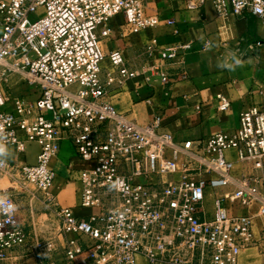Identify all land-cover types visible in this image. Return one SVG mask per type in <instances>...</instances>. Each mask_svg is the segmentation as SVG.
<instances>
[{
    "label": "built area",
    "instance_id": "2783aa9c",
    "mask_svg": "<svg viewBox=\"0 0 264 264\" xmlns=\"http://www.w3.org/2000/svg\"><path fill=\"white\" fill-rule=\"evenodd\" d=\"M210 1L220 15L244 18L251 12L264 22V0ZM120 14L135 34L162 23L146 0H0V137L18 151L27 141L39 144L37 162L20 168L44 194L46 215L54 217L36 221L31 203L30 232L17 194H0L15 208L12 214L0 211V264L29 258L60 264L58 255L64 264H242L244 251L264 244V229L260 238L256 232L257 217H264V109L248 106L237 128L199 140H178L159 115L147 123L130 119L109 97L110 85L122 87L139 75L123 50L110 52L114 71L102 78L101 36ZM262 46L264 39L244 54L253 56ZM160 48L152 37L146 46L151 61ZM191 48L176 42L158 58L173 59ZM13 76L34 87L38 98L7 92ZM162 80L168 84L169 75L162 73ZM218 97L219 109L227 110L230 100ZM9 102L14 110L5 108ZM66 138L88 163L79 178V205L91 210L88 217L61 206L51 191L56 172L50 164ZM9 166L0 164V175Z\"/></svg>",
    "mask_w": 264,
    "mask_h": 264
},
{
    "label": "crops",
    "instance_id": "0c3cea01",
    "mask_svg": "<svg viewBox=\"0 0 264 264\" xmlns=\"http://www.w3.org/2000/svg\"><path fill=\"white\" fill-rule=\"evenodd\" d=\"M146 1L148 11L162 20L158 27L132 33L120 14L111 20L109 34L101 36L106 55L102 61L104 80H107L109 71H114L109 57L114 49L123 50L131 67L139 72L137 77L128 79L122 87L117 84L109 86L110 100L120 112L139 123L150 122L159 115L162 125L173 132L178 140H199L237 128L240 114L248 106L257 105L264 109V94L260 92L264 87V46L253 56L244 54L249 44L264 39V22L251 12H246L244 18L232 13L220 15L210 0L194 7L189 6V0ZM167 20L174 23L167 24ZM104 29L102 26L100 32ZM152 37H156L161 46L153 61L146 53V46ZM176 42L192 43V48L173 59L158 58L165 47ZM233 53L239 56L242 67L234 72L217 67L218 60ZM162 73L169 75L168 84L163 82ZM14 80L16 85L23 84L18 78ZM23 85L25 90L33 93L29 99L38 98L34 87L26 83ZM13 86L10 83V87ZM11 93L21 95L15 91ZM219 94L230 100L227 110L219 109ZM5 108L14 110L13 102H9ZM19 134L26 139L23 132ZM9 148L13 157L8 162L14 166L20 168L37 162L40 152L37 142L27 141L24 151H18L15 146ZM86 166L88 163L79 159L71 140L67 138L61 141L60 152L50 164L56 172L51 188L53 196L61 206L72 207L80 217L91 214L90 209L79 205L82 190L80 169ZM242 168L243 164L237 163V169ZM27 201L30 205L33 199L27 198ZM212 201L213 197L209 194L207 207L211 213ZM256 209L253 208V213ZM19 214L28 230L33 232L32 216L26 213L23 218L21 211ZM56 258L60 264H64L62 256ZM142 263L146 264L144 260ZM25 264H36V260L29 258Z\"/></svg>",
    "mask_w": 264,
    "mask_h": 264
},
{
    "label": "rangeland",
    "instance_id": "374dc122",
    "mask_svg": "<svg viewBox=\"0 0 264 264\" xmlns=\"http://www.w3.org/2000/svg\"><path fill=\"white\" fill-rule=\"evenodd\" d=\"M148 4V2H147ZM150 9V8H149ZM151 13V12H149ZM37 14H33L31 16L32 19L36 17ZM31 59H36V55L34 53L30 54ZM110 61V60H109ZM15 78L20 79L18 76H13L10 83L14 85L13 88L10 85H4L7 92L15 91L17 94H21L24 97L29 98V95L33 96V93H29L24 88L23 84H17ZM21 80V79H20ZM22 82V81H19ZM32 100V99H31ZM45 115L49 118L52 117V111L45 110ZM9 191H14L17 194V202L19 212L24 214H29L32 216L31 207L28 205L27 198L33 199V208L35 210L34 216L35 220L43 221L48 217L54 220V217L48 214V209L46 208L44 201V194L40 192L37 185L29 180H27L21 172V168L14 166L12 163L10 164L8 171L0 175V194H6ZM30 208V213H29ZM258 212V209L255 211ZM32 218V217H31ZM32 229H34L32 225ZM264 229V217L261 216L260 219H257V235L258 238L262 237ZM242 264H264V244H259L256 247L250 248L243 252Z\"/></svg>",
    "mask_w": 264,
    "mask_h": 264
},
{
    "label": "clouds",
    "instance_id": "9594fccd",
    "mask_svg": "<svg viewBox=\"0 0 264 264\" xmlns=\"http://www.w3.org/2000/svg\"><path fill=\"white\" fill-rule=\"evenodd\" d=\"M217 67L220 69H226L230 72H234L238 68L242 67V64L239 56L233 53L231 55H225L220 60H218ZM12 157L13 152L10 150L9 146L4 142V138L0 137V164L5 163ZM14 210V205L10 201L0 200V211L12 214Z\"/></svg>",
    "mask_w": 264,
    "mask_h": 264
}]
</instances>
